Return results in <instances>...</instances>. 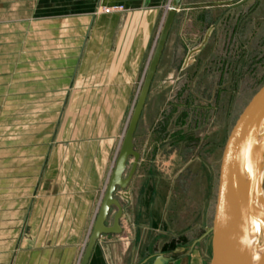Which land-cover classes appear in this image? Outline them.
Segmentation results:
<instances>
[{
	"label": "crops",
	"instance_id": "obj_1",
	"mask_svg": "<svg viewBox=\"0 0 264 264\" xmlns=\"http://www.w3.org/2000/svg\"><path fill=\"white\" fill-rule=\"evenodd\" d=\"M208 3L180 0L133 134L136 169L115 189L131 197L121 230L100 234L87 264H151L158 254L203 264L209 228L192 233L201 202L192 213L191 190L135 182L162 158L155 129L170 80L215 46L202 14L228 3ZM167 5L0 0V264H79ZM172 237L180 243L161 247Z\"/></svg>",
	"mask_w": 264,
	"mask_h": 264
},
{
	"label": "rangeland",
	"instance_id": "obj_2",
	"mask_svg": "<svg viewBox=\"0 0 264 264\" xmlns=\"http://www.w3.org/2000/svg\"><path fill=\"white\" fill-rule=\"evenodd\" d=\"M210 2L228 3L215 5L212 11L202 14L203 34L208 26H213L210 39L215 46L206 57L196 56L192 64L180 70L186 79L178 80L179 72L170 80L172 94L165 97L157 113L155 129L164 138L155 149L162 158L153 160L155 169L149 170L151 176L147 177V167H143L139 177L142 180L135 182L150 183L151 179L161 185L171 183L187 195L191 190L192 213L194 205L198 212L199 201L202 205V226L197 225L194 235L211 225L226 137L242 108L264 82V0ZM132 160L130 157L125 173ZM115 196L121 204L131 199L126 191ZM114 211L112 206L107 221ZM204 238L210 246L203 249V264H209L211 232L207 231ZM183 242L190 243L188 239ZM179 243L178 238L172 237L161 247L169 251Z\"/></svg>",
	"mask_w": 264,
	"mask_h": 264
},
{
	"label": "water",
	"instance_id": "obj_3",
	"mask_svg": "<svg viewBox=\"0 0 264 264\" xmlns=\"http://www.w3.org/2000/svg\"><path fill=\"white\" fill-rule=\"evenodd\" d=\"M179 4L180 0H170L79 264H87L100 234L121 230L122 204L114 191L116 187H126L136 169L139 153L134 149L133 134ZM263 119L264 82L236 117L223 145L208 229L211 232L210 264H264V242L258 258L254 259V233L259 223L264 225V198L261 194L264 134L258 132ZM130 157L133 160L125 173ZM112 206H115L112 222L107 223ZM166 260V256L158 254L151 264H165Z\"/></svg>",
	"mask_w": 264,
	"mask_h": 264
},
{
	"label": "bare ground",
	"instance_id": "obj_4",
	"mask_svg": "<svg viewBox=\"0 0 264 264\" xmlns=\"http://www.w3.org/2000/svg\"><path fill=\"white\" fill-rule=\"evenodd\" d=\"M259 133H263L264 134V119L261 121L260 123V126H259V130H258ZM264 175V166L262 168V174H261V178L263 177ZM261 194L264 198V187H262V184H261ZM252 226H253V223H252ZM258 227L260 228L259 229V234H257V229ZM253 229H254V226H253ZM257 229L255 230V235H254V238H255V246H254V259L256 261V259L258 258L259 256V253H260V250L262 248V245H263V242H264V235H263V231H264V225H261L260 223L257 225Z\"/></svg>",
	"mask_w": 264,
	"mask_h": 264
},
{
	"label": "built area",
	"instance_id": "obj_5",
	"mask_svg": "<svg viewBox=\"0 0 264 264\" xmlns=\"http://www.w3.org/2000/svg\"><path fill=\"white\" fill-rule=\"evenodd\" d=\"M169 5H170V0L168 1L167 9L169 8Z\"/></svg>",
	"mask_w": 264,
	"mask_h": 264
}]
</instances>
